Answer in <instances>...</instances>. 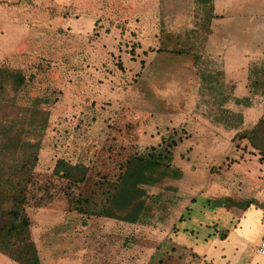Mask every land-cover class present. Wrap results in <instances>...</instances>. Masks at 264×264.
<instances>
[{
	"label": "rangeland",
	"instance_id": "obj_1",
	"mask_svg": "<svg viewBox=\"0 0 264 264\" xmlns=\"http://www.w3.org/2000/svg\"><path fill=\"white\" fill-rule=\"evenodd\" d=\"M158 2L0 0V65L20 68L30 78L17 101L45 93L57 97L48 107L49 121L35 167L43 189L37 194L47 203L27 209L32 238L40 241L42 264L261 262L253 254L255 239L247 241L241 253L231 250L227 255L203 252L194 245L204 243L207 232L226 236L235 223L231 218L215 220L218 227L214 221L199 225L197 219L203 214L212 217L211 211L196 219L187 213L183 221L177 219L196 193L185 192L183 181L196 183L206 192L208 183L221 180L226 164L240 163L243 152L244 141L235 134L213 139L204 153L194 157L189 146L193 137L188 134L199 126L196 116L209 127L221 99L218 91L237 82L244 92L248 76V95L237 101L250 120L264 117V0H248L239 12L229 7L223 19L213 24L209 54L202 16L191 8L184 13L166 12ZM235 49L244 55L242 60L231 58ZM224 50L226 54H221ZM197 53L199 67L194 62ZM233 72L242 75L235 81L228 77ZM169 137L181 139L172 148L173 165L181 168L186 163L188 170L184 179H164L146 188L151 207L146 223L69 211L63 193L69 191L68 181L53 175L59 158L82 161L88 167L89 180L74 192H80V199L100 201L99 186L115 179L130 155L144 153ZM259 212H249L237 229L245 239L263 222L256 220ZM0 264L5 263L0 260Z\"/></svg>",
	"mask_w": 264,
	"mask_h": 264
},
{
	"label": "trees",
	"instance_id": "obj_2",
	"mask_svg": "<svg viewBox=\"0 0 264 264\" xmlns=\"http://www.w3.org/2000/svg\"><path fill=\"white\" fill-rule=\"evenodd\" d=\"M191 9L196 16H202L206 33L210 31L213 19L220 17L213 13L212 0H193ZM194 56V62L199 67L200 54ZM29 85L30 78L20 68L0 65V253L17 264H42L38 245L32 238V222L27 209L32 206L40 208L47 203L43 195L37 194L43 189L36 178L35 167L41 137L49 121L48 107L57 101V97L45 93L19 103L18 95ZM242 116L239 109H225L216 112L214 119L228 127L238 128ZM237 134L244 141L243 152L257 155L258 162L264 165V117L259 118L253 127ZM180 141V138H163L144 153L130 155L117 177L106 182L104 187L99 186L103 196L100 201L86 196L80 199V192H74L81 183L89 180L88 167L82 161L72 163L59 158L53 168V175L67 180L69 186L73 185L70 188L68 186L69 191L63 192L68 199L69 211L128 224H143L148 221L151 209L146 188L164 179L183 178L180 168L172 163V148ZM172 187L180 190L178 186ZM195 202V198H192L190 204ZM252 203H255L254 199L237 200L220 196L205 199L204 208L207 205H211L212 209L224 207L236 214L237 209L245 210ZM183 210L178 222L186 218V213L191 218L190 215L196 211L194 205H185ZM216 224L214 221L213 225Z\"/></svg>",
	"mask_w": 264,
	"mask_h": 264
},
{
	"label": "crops",
	"instance_id": "obj_3",
	"mask_svg": "<svg viewBox=\"0 0 264 264\" xmlns=\"http://www.w3.org/2000/svg\"><path fill=\"white\" fill-rule=\"evenodd\" d=\"M213 4V13L219 15L220 17L214 18L211 26L210 31L207 33L206 40H205V49L207 53L209 54L210 50L208 48V45H210V37L213 34V24L215 22H218L220 19H223L224 15H226L229 11V7L232 9V12H239L241 10L242 5L248 4V0H212ZM158 5L161 7H165L163 11L166 12H177V13H184L187 12L190 8L193 7V0H187V4L185 3V0H159ZM187 6V9L185 8ZM223 15V16H222ZM8 20V18L6 19ZM5 20V21H6ZM12 21V20H11ZM10 21V23H11ZM237 52L233 53L230 52V54H233L231 58H234L235 60H242L244 58V55L238 50ZM226 50H224L221 54L225 53ZM239 52V53H238ZM226 54V53H225ZM257 58H261V55H257ZM241 71V70H240ZM237 72L230 73L228 77H234L235 81L236 78L240 77L242 75V72L239 74V76L236 75ZM247 77L244 81V92L240 91L238 89L237 82L233 84V87L229 88L228 90L226 88H222L219 90V93L221 94V99L216 102V112H221L225 109L230 110H236L239 109L242 112V123L238 128H232L228 127L222 122H216L214 117L210 118L209 127L206 126L203 122V120H199L201 117L196 116V119L194 122H197L196 124L199 125L194 130L193 134L191 135L193 137L192 145H189L192 149L191 152H193V156L196 157L199 152L205 151V149L208 147L209 144H212L211 142L213 139L215 140H224L225 137H233V135L237 134L238 132H241L243 130L249 129L253 127L257 121L260 118V115H257L256 119L253 121L249 118V112L240 105V102L237 101L243 99L246 95H248L249 89H247ZM236 101V103H235ZM234 102V103H232ZM194 107H190L191 111H193ZM195 115V114H194ZM198 118V119H197ZM188 121H193L192 118ZM211 121L216 123V126H212ZM187 127H189V124H186ZM217 138V139H216ZM208 141V142H207ZM211 141V142H210ZM241 157V158H240ZM240 163L239 164H230L229 166L226 164L220 173L221 180L216 182H210L207 185V191L203 188H199V185L196 183H193L192 185H188V182L185 180L183 182L182 187L183 190H189L196 192L193 194L191 198H189L187 205H194L195 209L196 206L200 207L201 211L204 212H198L197 209L194 212L195 216H191L193 219H196V217L202 215L203 213L207 212H214V215L211 217L209 214L207 217L205 214L201 219H197L199 222V225L202 223L203 226H208L211 221L220 220L222 218L227 222L230 218L231 220L235 221V223L230 227L229 231L225 233L226 236L218 237L216 235H209V232L206 233V237L204 239V243L201 245H197L199 247L200 251H207L208 250H214L216 253L223 255H227L231 250H235L239 252L243 249L245 243L247 241H250L251 239L254 240V248H256V245L258 242L264 238V210L261 209L260 206H264V179L259 178V176L264 177V167L262 164L256 161L257 155H254L252 152H242L239 156ZM180 170L183 173V179L186 176L187 168H185L186 163L182 164ZM192 166H195V164H192ZM182 184V183H181ZM180 188V187H179ZM220 196H228L233 199L237 200H250L254 199L255 203H252L247 209L245 210H238V213H232L231 211L225 209L224 207H216L213 208L211 205H207L206 209L204 210V200L205 199H214ZM195 198L196 202L195 204L191 203V199ZM257 202V204H256ZM203 208V209H202ZM199 209V208H198ZM217 211V213H216ZM258 211L260 214L257 215L256 220H261L262 223L260 225L255 226L251 232H249L248 237H243L241 233L237 232V229L242 226V224L246 221V216L249 212L256 213ZM221 213V214H220ZM221 215V217H220ZM214 219V220H213ZM208 221V224H205V222ZM185 230V228H183ZM209 235V236H208ZM52 236V235H51ZM249 238V240L247 239ZM34 239V238H33ZM41 239V238H40ZM36 243L40 242L38 240H34ZM41 244V243H40ZM38 245V243H37ZM202 246V247H201ZM242 252V251H241ZM240 252V253H241ZM253 254L256 256V258L261 259V262H254L255 264H264V256H260L253 250ZM222 255V256H223ZM0 260L4 261L5 264H17L16 262L12 261L5 255L0 253ZM59 263V262H58ZM56 263V264H58ZM251 262H248L250 264Z\"/></svg>",
	"mask_w": 264,
	"mask_h": 264
},
{
	"label": "built area",
	"instance_id": "obj_4",
	"mask_svg": "<svg viewBox=\"0 0 264 264\" xmlns=\"http://www.w3.org/2000/svg\"><path fill=\"white\" fill-rule=\"evenodd\" d=\"M256 253L260 256H264V238H262L256 245Z\"/></svg>",
	"mask_w": 264,
	"mask_h": 264
}]
</instances>
